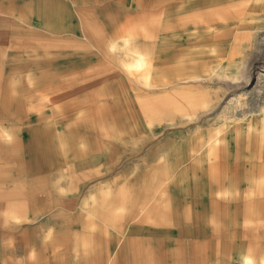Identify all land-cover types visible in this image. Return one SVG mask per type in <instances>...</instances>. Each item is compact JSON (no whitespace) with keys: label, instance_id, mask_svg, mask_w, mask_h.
<instances>
[{"label":"crops","instance_id":"crops-1","mask_svg":"<svg viewBox=\"0 0 264 264\" xmlns=\"http://www.w3.org/2000/svg\"><path fill=\"white\" fill-rule=\"evenodd\" d=\"M247 1L0 0V264H241V254L261 264L263 231L192 221L190 199L159 169L179 134H140L123 96L147 93L138 79L151 69L200 62L189 45L234 56L250 24L264 22ZM207 28L225 33L186 37ZM124 56L147 58L146 70L130 75ZM152 140L155 159L139 163Z\"/></svg>","mask_w":264,"mask_h":264},{"label":"bare ground","instance_id":"bare-ground-1","mask_svg":"<svg viewBox=\"0 0 264 264\" xmlns=\"http://www.w3.org/2000/svg\"><path fill=\"white\" fill-rule=\"evenodd\" d=\"M263 5L264 0L247 1V6L250 7L252 12H255L253 15L262 9ZM218 9L222 10L220 7ZM219 11L220 10H218V13ZM213 12L215 13V11ZM209 13L211 14L212 12ZM221 15L222 14H220V16ZM12 16H14V14ZM250 27L249 31H252L250 35L253 37L258 36L259 29L254 27V23H251ZM84 30L86 31V29ZM233 31L236 32L239 30L235 28L234 30L232 29V32ZM223 33H225L223 32V29H196L193 32H188L186 37L189 41L194 42L196 40L200 41L201 39L206 40L207 38H211V36L221 35ZM207 44L209 45H205L204 43L201 45L208 47L210 49V53H201V55H199L200 53H196L193 50L197 46L189 45L186 49L188 56H215L217 53L218 56L224 55L222 54L223 50L217 49V45L214 44L215 46H210V43ZM83 48L84 47L82 46L80 49ZM124 58V68L130 75H132L136 70L146 69V66L148 65L147 58L142 56H136L135 58L124 56ZM182 65L174 68L175 70L169 69L166 71H158L151 69L154 80L153 76L138 79L140 84H147V93L142 90H138L133 94H123V96L128 97L127 102L130 104L132 113L136 117L138 132L140 134L146 133L151 135L157 132L161 133L162 130L168 126H170V129L177 128L181 130H179L178 133L180 136L179 138H170L168 140L170 145L167 146L163 151V154H161L162 157L160 159L159 169L162 171V176H164L163 181L165 182V186L170 188L173 194H176V192L179 193L178 191H180L183 195L190 199V214L193 222L197 221L201 228L215 229L218 231L234 230L235 232H239L249 229L252 232H258V230L264 232V103L260 110L257 113L255 112V115L248 116V111L243 110L241 112V121L235 120L236 114L232 111V109L235 110L234 108H226L216 121L209 122L207 119L209 116L208 114L212 113L216 109V104L219 102L218 95H216L217 92L220 91L218 89V84L224 83L227 85L230 84V82L231 84H234L236 81L235 74L234 76L232 75L233 68L230 67L229 63L225 65L220 63L210 66V68L199 76H191L187 74L186 70L183 72ZM41 87H39V89ZM87 118L88 117H86V119ZM74 121L76 120H73V122ZM184 130H187L188 133L186 134L182 132ZM189 130L191 131L189 132ZM86 147H88V145ZM118 168L116 167V169ZM174 186H177V188H174ZM59 195L62 194L59 193ZM159 207V204L155 205V208L158 209ZM164 207L167 210L169 208L167 204ZM106 239H108V237ZM106 244H108V242ZM238 257H240L241 264H252V260L249 257H244L242 254L240 256L238 255ZM261 264H264V259H262Z\"/></svg>","mask_w":264,"mask_h":264},{"label":"rangeland","instance_id":"rangeland-1","mask_svg":"<svg viewBox=\"0 0 264 264\" xmlns=\"http://www.w3.org/2000/svg\"><path fill=\"white\" fill-rule=\"evenodd\" d=\"M253 13L254 12H252V16L257 17L260 20L263 19V14L261 11L256 13L259 14L257 16L256 14L253 15ZM254 27L259 29L258 36L253 37L250 35L252 31L245 30L248 31L247 34H249L250 37H248L246 41L243 39H239L237 41L239 44H237L235 47L234 56H199L201 53H210V49L208 47L199 45L193 50L196 53H200L198 56H196L197 59H200V62H191L188 58L186 60L189 61H186V64L182 65L183 68L185 67L187 69V74L191 76H199L208 68H210V66L220 63L223 65L229 63L230 67L233 68L232 75L234 76L235 74L236 81L234 84H231V82L227 85L224 83L218 84V89L220 91L217 92L216 95H218L219 102L216 104L217 106L214 110L215 113L214 111H211L212 113L208 114L209 116L207 119L209 122L216 121L226 108H234L235 110L232 109V111L236 114L235 120L241 121V112L243 110L248 111V116L255 115V112L257 113L264 103V22L260 21L259 23H255ZM213 57L217 59H213ZM143 70L145 71L146 69ZM169 127L170 126L163 129L162 132L166 134L170 133L172 135L179 133L180 129H170ZM190 131L191 130H189V132ZM182 132L186 134L188 133L187 130ZM158 142L159 141L156 140L147 142L149 147L146 150L141 149L138 152L139 155L136 157L139 163L140 161H143L145 158H147L146 163L148 166L151 164L152 159L154 160L156 157V152H151L150 150L152 149V145L157 146ZM176 194L178 193L176 192Z\"/></svg>","mask_w":264,"mask_h":264}]
</instances>
